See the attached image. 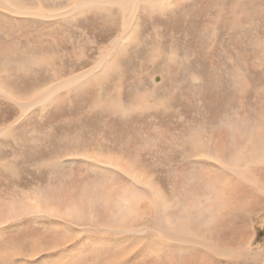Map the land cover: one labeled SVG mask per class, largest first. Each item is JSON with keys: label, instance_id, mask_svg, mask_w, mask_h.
Instances as JSON below:
<instances>
[{"label": "rangeland", "instance_id": "obj_1", "mask_svg": "<svg viewBox=\"0 0 264 264\" xmlns=\"http://www.w3.org/2000/svg\"><path fill=\"white\" fill-rule=\"evenodd\" d=\"M16 1L29 7L37 3L36 0ZM70 1L60 0L56 7H66ZM236 1L243 7L234 10ZM250 1L182 0L163 14H158V9L146 8L142 11L143 21L146 22L142 25L143 34L147 35L149 41H145L142 47L168 55L169 52L174 53L182 62L179 67L168 65L161 71L159 67L165 63H158L157 57L155 64L152 61L143 63L141 52L135 51L134 56L130 54L120 60L116 75L94 80L89 86L71 91L73 93L57 105L54 103L44 110L37 106L27 112L18 109L19 106L12 103L10 95L31 94L32 90L38 88L40 82H35V77L39 75L41 81H52L53 76L43 79L46 77L45 72L41 74L44 70L56 71L55 79L80 73L82 68H88L92 62L90 49L106 44L113 35L109 36L107 31L100 28L104 19H95L92 14L90 18L83 14L81 17L72 15L73 18H79L70 26L67 24L72 18L68 19V15L40 20L10 10V14H5L0 9L1 15L8 18L0 17V69H3L1 73L10 71L9 80L2 82L5 85L1 86L0 91V130H7L0 131L2 135L5 134L2 137L0 133V200L9 196V212L4 213L0 209V221H9L0 223V264H151L154 254L147 247L149 240H155L154 246L170 248L164 239L153 240L143 235V229L150 226L146 221L143 198L129 196L137 203L130 205V211L134 214L131 215L137 221L133 218L127 220L133 221V231L142 232V239L136 241L125 238L124 226H129V223L112 226L105 221L101 209L105 213L111 210L109 206L106 208V189L113 196L114 189L109 188L118 186L115 179L107 178L106 175L107 172L116 171L118 176L124 178V184L145 191L151 189L143 181L151 179L156 190L171 204L172 189L168 186V176L173 164L165 159L154 171L150 163L155 155L162 158L182 150L187 138L200 136L202 129L207 131L213 119L225 121L237 116L240 106L248 104L254 109L264 104V12L261 20L257 13L259 9L264 10V0H253L255 3L252 4ZM92 10L93 14L100 12L95 8ZM222 13H226V17L219 23L214 17ZM235 13L250 17L238 22ZM143 48L139 49L143 51ZM84 53L88 59L75 58V55ZM26 60L38 63L39 69L28 67ZM162 75L166 76L164 85L161 84ZM236 75L237 85L234 87L231 81ZM142 78L144 85L137 86L133 92H141L145 87L152 89L155 84H160L162 88L145 99L150 104L169 107L171 111L158 109L153 115L150 114L154 112L152 110L149 113L135 111L122 119L109 116L108 113L101 114L97 105L93 104L99 98L104 100L112 96L115 89L127 90L133 81ZM245 83L251 84L250 89ZM103 91L107 93L100 97ZM134 96L132 93L127 94L125 104L133 102L138 105L140 99ZM219 97L221 101H217ZM21 100L18 98V101ZM218 107L220 110L217 113L215 109ZM250 118L255 119L253 116ZM202 138H205L204 133ZM98 153L105 157L120 158L121 162L117 166L121 169L106 164H103L106 167L97 166L100 159L98 162L94 160L99 156ZM191 160L195 162L202 159L192 154ZM55 161L58 163L53 165ZM126 162L134 167L124 165ZM255 166L252 165L250 169L255 170V178H260L259 172H262ZM96 167H99L98 171L92 169ZM103 168L109 170L104 171ZM131 169H135V172ZM127 170L132 173L128 174ZM252 170H249L250 176L253 175ZM180 190L182 195L179 197H185L186 190ZM260 196L264 199L263 194ZM39 199L45 200L41 202ZM37 200L40 207L37 206ZM203 204L204 210L215 212V204ZM72 210L88 216H84L82 223L78 222L75 215V219L67 216L66 212ZM248 214L251 216L247 219L234 220L241 234L235 239H231L227 231H221L213 238L210 234L206 237L192 236L197 240L206 238L201 243L220 240L219 246L222 244L220 247L226 248L228 255L221 251V255L214 258L210 251H204L202 244L187 243L185 249H189V253L183 256L193 257L196 264L199 260L196 254L201 253L203 255L200 258L205 256L213 264H264V201L258 202L255 209L249 205ZM64 215L65 220L62 219ZM90 216L95 218L94 221L97 220V226L90 225ZM242 228L246 234L242 233ZM66 234H72L71 238L56 243ZM241 242L246 245V249H242L244 244L240 247ZM34 243H38L41 249L33 250ZM116 254H120L118 259L114 258ZM178 258L170 256L169 260L166 258L164 261Z\"/></svg>", "mask_w": 264, "mask_h": 264}, {"label": "bare ground", "instance_id": "obj_2", "mask_svg": "<svg viewBox=\"0 0 264 264\" xmlns=\"http://www.w3.org/2000/svg\"><path fill=\"white\" fill-rule=\"evenodd\" d=\"M36 1L37 3H34L29 7L21 4V2L16 0H0V9H3L4 13L13 11L15 13L27 16V18L40 20H50L52 18L63 17L66 15L69 16V19L72 15H78L79 17H81V14H83L85 17L89 16L90 18V15L92 14V17L95 15L93 17L95 19H104L100 28L107 31L109 36H113L112 38L108 39L106 44H102L99 47L96 46L90 49V53L93 57L92 62L88 68H82L83 70H81L80 73L72 74L65 77L64 79H55L56 71L44 70L41 74L45 72L46 77L43 79L47 80L48 78L53 76L54 79L52 81H41L39 77L41 75H39L35 77V82H40L37 85L38 88L34 89L35 91L32 90L33 92H31V94L26 96L13 94V96H11L9 92L10 98L13 101L12 103L15 102L16 105L19 106L18 109L22 110L23 112H27L29 109L37 106H41V109L44 110L47 107H51L50 105L54 103L55 105H57L62 99H66V97L71 95L73 93L71 91L82 86H89L90 83H92L94 80L105 79L109 78L111 75H116V66L118 65L120 60L126 59V57L130 54H133L134 56L135 51L141 52L140 56L143 57V63H149L148 61H152L153 64H155L156 57L158 58V63H165L164 65L159 67L161 71H164L163 68H167L168 65L179 67L182 63L180 62L178 56L172 52H169L168 55V53H163L156 49H152L149 51L142 47L145 44V41L146 43L147 41H149L147 35L143 34L144 27L142 23H145L146 21H143L144 16L142 14V11L146 8H151L158 9L157 13L163 14L169 11L168 8L176 6L177 3L180 4L182 0H178V2L177 0H72L69 2V5L61 8L56 7L57 3L60 0ZM252 3H255V1L251 0L250 4ZM35 4H37V6ZM240 7H243V4L238 3L237 1L233 5L234 10ZM91 8L98 9V11L100 12L93 14L94 10H92ZM263 12V9H259V11L257 12L259 20H261ZM99 13L105 16H101ZM242 13L240 14V16L235 13V15H237L236 21L239 22L246 19L247 17H250L245 16ZM2 15L0 13V17L8 19L7 17ZM220 16H223V18H219ZM79 17H71L72 21H69L70 23H68L67 25L71 26L72 22ZM225 17L226 13H222V15L214 18L217 19L220 23L221 20H223ZM238 22H235L234 24ZM238 24L240 25L242 23ZM232 26L233 28H236L233 24ZM139 48H143V51ZM75 58L86 60L88 59V56L86 55V53H84L82 55H75ZM25 64L28 67H31V69H39L38 63H33L32 61L26 60ZM130 66H133V64H130ZM2 70L3 69H0V91L2 89L1 86L5 85H3L2 82H4V80H9L10 73V71H8L7 73H1ZM73 70L76 71L75 69ZM22 72H24V70H22ZM237 73L239 76L240 73ZM163 77L164 78L161 79L162 85L165 84L166 76ZM236 77L237 75L233 77L231 81L234 87L237 85V82H235ZM152 80L154 81V83H156L154 79ZM193 80L195 81L197 79ZM141 85H144L143 78L133 81L132 85L130 87H127V90L115 89L112 96L107 97L104 100L102 98H99L97 101H94L93 104L97 105V108L101 111V114L108 113L109 116H117L121 117L122 119L130 116L131 113H134L135 111H141L143 113L146 111L145 113H149L152 110L154 112L150 113L151 115H153L158 109H163L165 112L171 111L169 107L157 103L153 105L150 104L147 99H145L147 97L149 98L150 95H154L157 89L162 88V85L155 84L152 89H149V87H145L141 90V92L135 91L134 93L133 91L137 89V86ZM250 85V83H245V86H247L249 89ZM107 90L108 89H106V91ZM106 91L101 92L100 97L106 94ZM131 93L135 95L134 97L136 99H140V103L138 105L133 102H128V104H125V96L127 94L131 95ZM2 97L3 95L1 96V98ZM6 98L7 97H5L4 95V99ZM18 98H22L23 100L18 101ZM220 99L221 97H219L217 101H221ZM221 106H223V104ZM227 106L229 107V105ZM219 110V107L215 109L217 113L219 112ZM223 112H225V109H223ZM238 113L239 114L237 116L234 115L233 117H230V119L225 121H218L213 119L214 122L213 124H210V128L207 131L205 129H202L200 132V136L192 135L191 137L188 136L189 138L187 139L185 138L186 140L184 141L182 150L175 151L176 153L167 154L162 158H159V155L156 154L155 157L151 160L150 168L154 171H156L157 166H159V164L165 159L169 160L173 164V166H170V172L168 176V186L170 189H172L171 196L173 200H171V202H173L171 204L164 199L160 191L156 190L157 188H155L156 186L152 183L151 179H148L147 181L146 178V181H143L147 183L151 189L150 191H145L142 188H132L131 186L124 184V178L118 176V173L116 171H113L111 173L107 172L106 177L115 179V183H118V186H110L109 189H114L113 196H111L110 191L106 189L108 194V205L106 206V208L108 209L109 206L111 210H109V213H105V210L101 209L105 216V221L107 223L110 222V225L112 226L120 224L127 225V223H129V226L123 225L125 227V238L128 237L136 241H138V239L140 238L142 239V232L132 230V226L134 224L133 221H127L129 218H133L134 220H136V217L132 216L134 214H132V212L130 211V205H133L134 203H136V201H132L131 198H129V196L133 197V195H135V197L138 199L143 198L142 201L145 203V209L147 213V215H145L146 221L150 223V226L148 225L145 229H143V235H146L149 238H153V240L156 238L164 239L170 244V248L165 249V247L163 246H154L155 240L148 241L147 247H150L151 251L154 254L153 258L151 259V264H196L195 261H193V257L183 256L188 255L189 253V249H185L187 248L185 247L187 243H195L198 245L202 244L205 249L204 251H210L212 257L214 258L216 255H221V251L224 252V255H228L229 253L227 250H225L226 248L223 247V249L222 247H220L222 244H220L219 246L218 241L220 242V240H218L217 242L207 240V242L205 241V243H201L206 238L203 239L200 237V239L197 240L196 238L193 239V235H202L206 237L210 234L213 238L216 235H219L221 231H227L228 233H230L231 239H235V237L238 236V231L235 228L234 220L247 219L251 216L248 214L249 205L252 209H255V205L258 202L262 203V201H264L263 197L260 196V194H263L264 196V104L257 105V107H255L254 109H251V106H249L248 104L245 107L240 106V108L238 109ZM231 115H233L232 112ZM251 116L255 117V119H251ZM214 117L216 118L217 114H215ZM209 120H211L210 116ZM203 133L205 134L204 139L202 138ZM4 135H2L1 133L2 137ZM161 152L162 151H160L159 153ZM192 154L198 155L202 160L193 162L191 160ZM105 158L107 159L106 161ZM98 159H100V165L97 164V166L99 167H102L103 164H106L111 168L121 169L117 166V163L121 162L120 158L114 159L113 157H105L103 154H99V156H97L96 160L94 161L98 162ZM52 163L53 162H51V164ZM56 163L58 162L55 161L53 165ZM129 163L126 162L124 163V165L127 164L131 166L130 168H133L134 166ZM252 165H256L255 167H257L262 172H259L261 176L260 178L254 177L255 170H252L253 168L250 169ZM99 167L92 169L94 171H98ZM103 170L107 171L109 169L103 168ZM129 170H127L128 174H130L129 172H131ZM134 170L135 169H133L132 172H135ZM249 170H252V176H250ZM142 175L144 177H147L144 174ZM97 186L99 185L97 184ZM91 189L93 190V188ZM180 189L186 190L185 197H179L182 195ZM39 200H41L42 202L45 199ZM39 200H37V206L40 207L41 205L39 203ZM203 202L207 204H215V212H210V210L207 209L204 210ZM23 204H21V206ZM8 206L9 196L8 198L0 200V209L4 213L9 212V210L7 209ZM31 211L32 210L30 209L29 212ZM66 214L67 216L72 217H74L75 215L76 219L75 217L74 219L81 223L84 221V216H88L84 213L76 212L74 210L69 213L66 212ZM62 219L65 220V215ZM90 220V225L97 226V220L94 221L95 218L90 216ZM6 222L9 221H0V223L2 224H5ZM67 222L70 221L67 220ZM144 230L147 231L144 232ZM242 233L246 234L245 229H243ZM71 236L72 234L63 235V237H60V239H58L56 243L68 240L69 238H71ZM243 242L239 243L240 247L244 244ZM41 245H43V243ZM244 246L246 245L244 244L242 246V249H246ZM39 248L41 249V246L37 243V245L35 244V246L33 247V250H39ZM221 249H223L224 251ZM5 251L7 252V250ZM201 255L203 254H196L197 258L199 259L197 261V264H210L211 261L206 259L205 256L200 258L199 256ZM170 256L180 258L173 261H164L166 260V258L167 260H169ZM75 257L76 256L74 254V259ZM119 257L120 254H116L114 258L118 259ZM211 263L213 264V262ZM109 264L113 263L110 262Z\"/></svg>", "mask_w": 264, "mask_h": 264}, {"label": "crops", "instance_id": "obj_3", "mask_svg": "<svg viewBox=\"0 0 264 264\" xmlns=\"http://www.w3.org/2000/svg\"><path fill=\"white\" fill-rule=\"evenodd\" d=\"M235 228H236V226H235ZM237 229V228H236ZM244 228H242V230H243ZM240 235V233L238 232V236ZM251 236V235H250ZM257 257V256H256ZM255 258V256H253V259Z\"/></svg>", "mask_w": 264, "mask_h": 264}]
</instances>
